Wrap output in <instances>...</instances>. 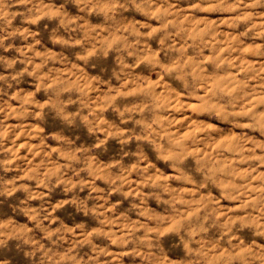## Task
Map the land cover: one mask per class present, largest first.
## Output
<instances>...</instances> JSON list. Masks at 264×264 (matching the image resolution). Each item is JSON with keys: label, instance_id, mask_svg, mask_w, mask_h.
Returning a JSON list of instances; mask_svg holds the SVG:
<instances>
[{"label": "clouds", "instance_id": "1", "mask_svg": "<svg viewBox=\"0 0 264 264\" xmlns=\"http://www.w3.org/2000/svg\"><path fill=\"white\" fill-rule=\"evenodd\" d=\"M0 264H264V0H0Z\"/></svg>", "mask_w": 264, "mask_h": 264}]
</instances>
